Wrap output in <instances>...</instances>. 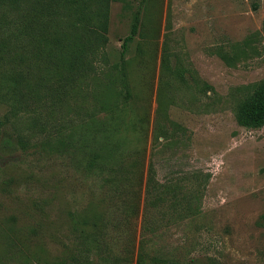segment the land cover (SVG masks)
Returning <instances> with one entry per match:
<instances>
[{"label":"rangeland","instance_id":"rangeland-1","mask_svg":"<svg viewBox=\"0 0 264 264\" xmlns=\"http://www.w3.org/2000/svg\"><path fill=\"white\" fill-rule=\"evenodd\" d=\"M40 1L27 16L31 33L60 36L64 58L69 40L91 38L92 47L81 71H62L70 81L61 94L45 89L14 107L0 100V138L24 131L31 145L0 158V264H39L23 254L75 243L70 213L96 205L120 264H137L141 246L148 263L264 264V125L245 124L264 84V0ZM117 103L124 113L110 116ZM102 118L120 119L142 157L125 158L127 187L112 194L104 175L47 148ZM32 226L43 240L26 238ZM89 249L96 264L114 263L95 243Z\"/></svg>","mask_w":264,"mask_h":264},{"label":"trees","instance_id":"trees-1","mask_svg":"<svg viewBox=\"0 0 264 264\" xmlns=\"http://www.w3.org/2000/svg\"><path fill=\"white\" fill-rule=\"evenodd\" d=\"M35 5L41 7L42 2L40 0H0V100L5 101L10 107H14L15 102L21 103L20 100L35 98L45 89L54 93L52 97L61 94L63 91L61 88L64 89L66 81H70V75L64 76L62 71L65 69L66 73L75 69L78 73L76 66L81 71L82 55L92 47L91 38L83 37L84 40L80 38L69 40L66 58H64L62 56L64 42L60 36L48 40L40 32H35L37 30L35 27L33 28L34 32L31 33L32 26L27 21V16L35 10ZM139 19V15H136L131 26V32L122 44V52L127 49L128 41L137 34ZM34 67L39 72L36 75V86L32 87L29 78L31 69ZM258 88L253 95L254 97H250L251 108L245 115V124L253 128L264 125V84L259 85ZM53 90H58V92ZM7 100H12V102ZM10 109V111L13 110V108ZM124 111L125 104L117 103L111 107L110 116L122 114ZM104 120L106 119L102 118L100 121L98 119L97 123L86 121L72 126L69 130L70 133L60 136L56 142H50L47 148L51 154L62 157L65 156L63 153H67L74 159L76 165L80 164L86 169L93 170L95 173L98 171L104 175L106 183H108L106 184L107 191L110 190L111 193H109L112 194L127 187L121 177H127V171H132V168H130L131 165L126 166L125 158L131 157L129 154L135 155L137 159L140 156L141 165L142 157L140 149L137 147L130 148L126 142V140L128 141L127 137L119 133L120 119L118 122H115L114 119L109 124ZM29 147L31 145L24 131L14 133L11 130H3L0 138V158L20 149L26 150ZM88 149H90L89 153H84ZM80 154L81 156H79ZM136 161L135 163L131 162V164H138L139 160ZM140 175L143 178V175ZM149 185L152 186V190H156L158 186L153 181V171L151 170L147 175V187ZM150 197L152 203L161 202L164 198L163 195L156 194V192ZM96 206L86 208L78 214L76 212L70 213L69 230L75 234V243L69 242L65 245V249L51 253L39 242V251H28L23 254V257L28 261H37L39 264H96L91 253H89L91 252L89 246L95 243L100 251L106 253L105 261L114 257L115 261L113 262L120 264V260H116V257L119 256L115 248L105 240L107 218H105V214L97 210ZM262 217L264 219V214ZM25 232L27 239L34 240L41 237L43 240L42 232L37 226L27 228ZM52 234L50 233L49 236ZM13 243L14 247L18 249L21 247V241H13ZM140 249L143 251V246ZM142 251L138 253L137 264L157 263L155 259L148 263L145 253ZM37 252L42 253L41 258Z\"/></svg>","mask_w":264,"mask_h":264}]
</instances>
